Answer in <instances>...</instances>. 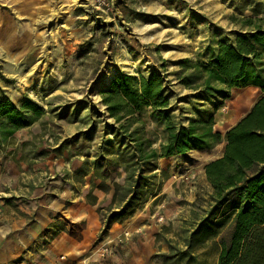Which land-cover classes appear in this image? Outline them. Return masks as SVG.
I'll list each match as a JSON object with an SVG mask.
<instances>
[{
  "label": "rangeland",
  "instance_id": "1",
  "mask_svg": "<svg viewBox=\"0 0 264 264\" xmlns=\"http://www.w3.org/2000/svg\"><path fill=\"white\" fill-rule=\"evenodd\" d=\"M257 26L264 27V0H0V96L18 108L31 101L44 111L0 144V214L7 206L31 224L35 212L50 209V225L20 257L65 240L78 251L56 246L57 264H77L82 258L84 264H116L117 254L122 264H217L218 249L211 241L184 253L185 241L211 203L203 167L222 155L225 132L210 151L147 165L135 160L137 145L127 136L136 131L145 140V153H159L163 128L147 112L133 115L128 125L130 117L115 123L102 93L119 76L140 79L157 73L176 123L186 125L196 109L212 106L201 107L203 101L181 78L194 64L208 62L221 41L233 42ZM183 60L189 61L185 67ZM241 90H231L216 111L215 130H223L224 116ZM140 175L148 178L144 199L118 223L143 210L167 215L152 230L123 227L122 232L136 233L134 242L117 244L122 237L107 235L98 239L102 222L122 207ZM175 210L181 212L171 216ZM92 216L101 227L87 237ZM142 219L138 215L136 221ZM73 224L80 226L74 232L80 241L68 236Z\"/></svg>",
  "mask_w": 264,
  "mask_h": 264
},
{
  "label": "trees",
  "instance_id": "2",
  "mask_svg": "<svg viewBox=\"0 0 264 264\" xmlns=\"http://www.w3.org/2000/svg\"><path fill=\"white\" fill-rule=\"evenodd\" d=\"M188 63L183 60L180 65L185 67ZM181 84L195 92V99L203 101L201 107L205 103L212 106L211 110L196 109L195 117L188 119L186 125L176 123L164 80L157 73L140 79L124 75L115 78L102 93V103L115 123L130 117L125 119L128 125L134 120L133 115L147 112L149 119L163 128L164 142L159 153L153 149L145 153L142 148L145 140L137 137L136 131L127 136L130 143L137 145L139 156L135 160L146 161L148 165L158 159L212 150L221 143L222 136L214 129V115L230 97L229 92L254 87L263 93L225 131L222 155L203 167L212 189L211 203L185 241L184 254L211 241L218 249L217 264H264V27L257 26L252 32L239 34L233 42L221 41L210 60L194 64L192 72L181 78ZM219 98L222 101L214 103ZM43 114V109L31 101L18 108L1 95L0 144ZM121 128L127 132V126L121 125ZM150 167L153 170L155 165ZM147 180L143 175L137 177L122 207L102 222L98 239L105 237L114 223L135 211L144 199L142 192ZM75 231H81L79 224L71 226L68 236L80 241L81 236L74 235Z\"/></svg>",
  "mask_w": 264,
  "mask_h": 264
},
{
  "label": "crops",
  "instance_id": "3",
  "mask_svg": "<svg viewBox=\"0 0 264 264\" xmlns=\"http://www.w3.org/2000/svg\"><path fill=\"white\" fill-rule=\"evenodd\" d=\"M240 92L241 95H243L236 99L233 103L231 102V108L224 116L225 122L222 125V127L224 128L223 130L217 129L218 132H225L230 127L234 126L249 111V109L259 96V90L254 87L244 88ZM236 106L239 107L237 108ZM235 109H237L239 112L238 116H235L237 112ZM163 194L164 190L159 195ZM180 212L181 211L175 210L173 212L171 211L170 214L171 216H177ZM49 214L50 209L42 208L37 213L35 212V216L33 215L35 217L34 222L29 224L23 217L14 215L11 209H9L7 206L2 207L0 214V264H57L55 257L56 246L59 247L60 251L69 253L78 251L75 246H73L69 241L64 240L63 242H60L57 240H53L44 247L43 251L35 253L33 255H22L20 257V255L26 249L31 248L35 239L39 238L41 233L48 228L51 223ZM138 215L142 216L143 219L140 221H145L144 224H142L139 220L136 221ZM161 215L165 216L167 214L164 211L159 210H148L146 212L145 210H143L142 212L137 213V215L135 214L133 218L129 219L125 223H114L109 229L107 236L115 238L122 237L121 235L123 233V227L125 226L126 229L131 226L134 228L139 227V229L135 230H142V228L144 227L150 228L149 230H152L151 228L154 227V224H160L156 221V217H160ZM76 220H82V217L77 216ZM138 222L140 223L137 224ZM89 227L91 230L86 231L87 237L88 234L95 235L94 233L99 231V228L101 227L99 219H97L95 216H92ZM144 233V237H148V231H144ZM130 234L132 236V242L137 240L135 238L136 233L130 232ZM30 251L31 250H26L28 254L30 253ZM84 259H80L77 264H84V262L87 260L86 258ZM112 262H116V264H122L123 259L120 255L117 254L113 256ZM61 264H75V262L70 261Z\"/></svg>",
  "mask_w": 264,
  "mask_h": 264
},
{
  "label": "built area",
  "instance_id": "4",
  "mask_svg": "<svg viewBox=\"0 0 264 264\" xmlns=\"http://www.w3.org/2000/svg\"><path fill=\"white\" fill-rule=\"evenodd\" d=\"M156 221L158 222V223H161L162 221H163V217L161 216V217H158L157 219H156ZM132 238V236H131V234H130V232H128V231H125V232H123V234H122V239H117V244H123L124 243V241H128V240H130ZM106 251V250H105Z\"/></svg>",
  "mask_w": 264,
  "mask_h": 264
},
{
  "label": "bare ground",
  "instance_id": "5",
  "mask_svg": "<svg viewBox=\"0 0 264 264\" xmlns=\"http://www.w3.org/2000/svg\"><path fill=\"white\" fill-rule=\"evenodd\" d=\"M149 38H143V40H148ZM130 72L132 71V70H129Z\"/></svg>",
  "mask_w": 264,
  "mask_h": 264
}]
</instances>
